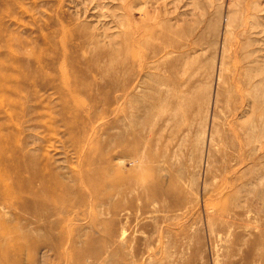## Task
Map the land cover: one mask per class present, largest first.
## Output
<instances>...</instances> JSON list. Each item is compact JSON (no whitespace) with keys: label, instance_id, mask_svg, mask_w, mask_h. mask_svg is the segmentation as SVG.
Wrapping results in <instances>:
<instances>
[{"label":"rangeland","instance_id":"374dc122","mask_svg":"<svg viewBox=\"0 0 264 264\" xmlns=\"http://www.w3.org/2000/svg\"><path fill=\"white\" fill-rule=\"evenodd\" d=\"M0 264H264V0H0Z\"/></svg>","mask_w":264,"mask_h":264}]
</instances>
